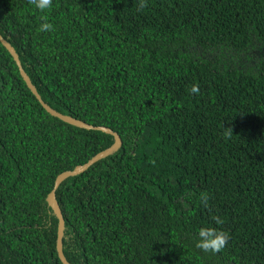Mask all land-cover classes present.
<instances>
[{
    "label": "trees",
    "instance_id": "16d2710c",
    "mask_svg": "<svg viewBox=\"0 0 264 264\" xmlns=\"http://www.w3.org/2000/svg\"><path fill=\"white\" fill-rule=\"evenodd\" d=\"M0 35L122 141L55 193L69 264H264V0H0ZM113 143L0 43V264H62L47 197Z\"/></svg>",
    "mask_w": 264,
    "mask_h": 264
},
{
    "label": "water",
    "instance_id": "95a60500",
    "mask_svg": "<svg viewBox=\"0 0 264 264\" xmlns=\"http://www.w3.org/2000/svg\"><path fill=\"white\" fill-rule=\"evenodd\" d=\"M0 43L2 44V46L8 51V53L11 55L12 59L14 60L21 78L23 79L24 83L26 84L27 88L29 89V91L31 92V94L36 98V100L39 102V104L41 105V107L52 117L59 119L60 121H62L63 123H66L68 125H71L73 127L79 128V129H83V130H87V131H98V132H102L104 134L110 135L112 137H114V143L113 145L106 149L105 151H102L101 153L97 154L95 157H93L92 159H90L87 163L77 166L73 171H67L64 172L62 174H60L57 179L55 180L54 186H53V190L51 191V193L48 195L47 197V203L49 205V207L52 209V211L54 212L55 216L58 219V228H57V241H56V251H57V255L58 258L60 260V262L62 264H69L63 254V250H62V239L64 236V229H65V225H64V220H63V216L62 213L60 211L59 205L56 201V191L58 190L59 186L68 178L71 177H75L77 175H80L82 173H84L89 167L93 166L95 163H97L98 161L105 159L109 156H112L113 154H115L122 146V141L119 137V135L115 132H113L111 129L106 128V127H95L89 124H86L80 120L74 119L72 117L69 116H64L58 112H56L55 110L51 109L49 106H47L45 103H43V101L41 100V97L38 95L37 90L35 89V87L32 85L29 77L25 74L24 70L21 67L20 61L18 59L17 54L15 53V50L11 47V45L9 43H7V41H5L1 35H0Z\"/></svg>",
    "mask_w": 264,
    "mask_h": 264
},
{
    "label": "clouds",
    "instance_id": "9594fccd",
    "mask_svg": "<svg viewBox=\"0 0 264 264\" xmlns=\"http://www.w3.org/2000/svg\"><path fill=\"white\" fill-rule=\"evenodd\" d=\"M52 0H35V7L40 9L41 11L49 8L51 5ZM52 29L51 24H44L42 25V30H50ZM197 89H193V91H196ZM201 240L198 241L197 247L201 248L205 251H208L209 249L214 251H219L221 247L224 246L227 237L223 233H216L213 230L210 229H201L199 233Z\"/></svg>",
    "mask_w": 264,
    "mask_h": 264
}]
</instances>
